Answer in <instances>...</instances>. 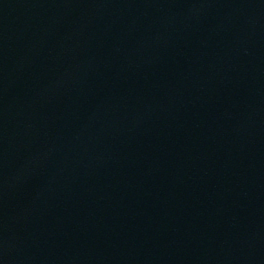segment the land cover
Segmentation results:
<instances>
[{
	"label": "water",
	"instance_id": "95a60500",
	"mask_svg": "<svg viewBox=\"0 0 264 264\" xmlns=\"http://www.w3.org/2000/svg\"><path fill=\"white\" fill-rule=\"evenodd\" d=\"M0 264H264V0H0Z\"/></svg>",
	"mask_w": 264,
	"mask_h": 264
}]
</instances>
